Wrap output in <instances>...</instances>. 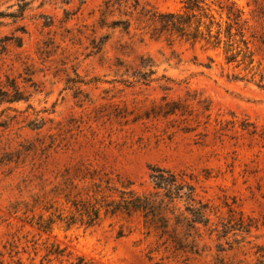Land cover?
<instances>
[{
    "label": "rangeland",
    "instance_id": "374dc122",
    "mask_svg": "<svg viewBox=\"0 0 264 264\" xmlns=\"http://www.w3.org/2000/svg\"><path fill=\"white\" fill-rule=\"evenodd\" d=\"M184 1L0 0V264L264 261V0H203L195 44L152 20ZM151 166L212 207L200 254L106 211Z\"/></svg>",
    "mask_w": 264,
    "mask_h": 264
},
{
    "label": "trees",
    "instance_id": "16d2710c",
    "mask_svg": "<svg viewBox=\"0 0 264 264\" xmlns=\"http://www.w3.org/2000/svg\"><path fill=\"white\" fill-rule=\"evenodd\" d=\"M184 4L185 12L157 13L152 16L153 22L159 25L157 34L176 33L185 41L193 44L201 40L209 42L201 31L202 19L196 14L197 11L203 12L205 17L214 19L213 16L206 13V9L203 7L204 1L185 0ZM0 16H3L2 13ZM210 28L211 26H207L208 35L211 38ZM162 30L164 31L162 32ZM153 38H159V36H153ZM154 74V71L151 70L141 77L147 80ZM14 89L15 94L9 96L7 102L27 100L16 86ZM179 112H182L179 102L170 103L167 108L163 109V114L167 116L177 115ZM149 170L152 190L139 193L131 189L130 185H126L122 190L113 188L112 190L119 193V200L109 203L106 211L113 215L117 213L128 216L140 214L144 220V226L155 230L160 238H166L167 242L173 244L176 250L189 254H200L201 229L210 228L212 207L200 198L194 175L160 166H151ZM107 188L110 187L107 186ZM87 216L88 219L83 218L79 221L87 228L95 226L100 220L97 212ZM76 222L78 221L68 222L67 227H72ZM227 235L228 230L224 226L219 233V239H223ZM258 264H264V261H260Z\"/></svg>",
    "mask_w": 264,
    "mask_h": 264
}]
</instances>
